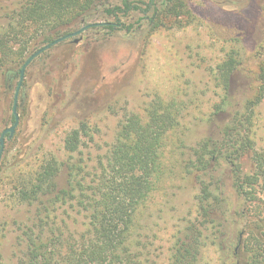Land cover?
I'll return each mask as SVG.
<instances>
[{
	"label": "rangeland",
	"instance_id": "obj_1",
	"mask_svg": "<svg viewBox=\"0 0 264 264\" xmlns=\"http://www.w3.org/2000/svg\"><path fill=\"white\" fill-rule=\"evenodd\" d=\"M28 1L0 0V30L7 24V14ZM129 1L142 3L143 8L150 2ZM184 1L198 19L192 26L181 28L170 19L166 26L154 28L153 9L146 15L132 11L120 15L124 30L109 33L94 26L49 48L27 67L18 99L19 125L15 135L6 138L0 163V264H22L30 228L36 230L41 222H47L45 210L40 213L39 206H19L11 198L9 177L16 165L37 162L53 153L60 161H67L59 178L62 187L67 186L70 167L78 180L88 178L89 182L99 162H105L125 120L130 115L145 119L146 108L156 96L178 101L182 118L175 136L166 143L157 188L138 219L139 248L144 253L138 259L145 260L144 264H170L176 235L179 232L180 238H185L190 222L198 216L196 198L201 180H206L224 200L232 219L223 221V215L222 228L217 223L205 232L223 248L206 242L197 264L244 260L231 257L234 249H239L233 238L245 225L236 216L239 201L231 172L214 167L213 175L197 178L186 168L182 153L190 154L209 136L222 141L235 106L256 94L257 73L264 64V0ZM157 4L163 9L165 2ZM122 5V0H100L87 24L115 22L106 11ZM87 24H79L73 31ZM75 39L81 40L75 43ZM232 49L241 52L242 64L232 80L231 104L214 117L211 105L220 101L221 93L216 87V70ZM16 87V83L15 88L8 87L0 71V137L13 126ZM257 113L254 148L264 152V100ZM82 123L90 127L91 136L84 138L79 151L69 159L64 139ZM252 157L253 151L242 158L245 173L253 169ZM85 215L76 204L60 206L57 213L76 236L87 228ZM54 224L61 225L51 221L45 234L55 229Z\"/></svg>",
	"mask_w": 264,
	"mask_h": 264
},
{
	"label": "trees",
	"instance_id": "obj_2",
	"mask_svg": "<svg viewBox=\"0 0 264 264\" xmlns=\"http://www.w3.org/2000/svg\"><path fill=\"white\" fill-rule=\"evenodd\" d=\"M158 1L161 0H150L143 8L142 3L122 0V6L106 11L116 21L102 25L87 24L100 0L26 2L7 14V24L0 30V71L4 73L6 84L15 88L16 83L18 87L21 70L27 62L25 59L44 47L61 43L55 42L75 33L73 30L79 24H87V31L99 26L109 33H116L126 28L120 15L126 16L132 11L146 15L152 9L155 11L151 18L152 23L156 22L154 28L166 26L170 19L181 28L197 23V17L184 0H164L163 9L157 7ZM241 56L238 49H232L218 64L215 81L221 93L218 94L220 101L211 105L214 117L226 111L230 103L232 80L242 64ZM257 84L253 98L234 105L236 111L223 129L222 141L209 136L190 154L182 153L186 168L192 169L197 178L213 175L214 167L231 172L239 201L236 216L245 224L233 238L239 249H234L231 257L244 259L236 264H264V152L255 150L253 131L257 108L264 100V64L257 73ZM180 106L176 100L156 96L146 108L145 119L130 115L121 126L105 162H99L97 172L89 182L86 181L88 178L78 180L74 168L70 167L67 186L62 187L59 178L67 161H60L53 153L44 155L37 162L17 164L14 175L9 177L11 198L19 206H39L38 212L45 210L43 218L48 222H41L36 230L30 228L22 264H144L145 260L138 259L144 254L139 248L138 219L157 188L166 143L180 127ZM12 119L14 124V115ZM89 136L90 127L86 123L67 133L64 153L69 159ZM251 151L253 169L245 173L242 158ZM32 165H35L34 169ZM201 182V191L196 198L198 216L190 222L185 238H180L179 232L176 235L170 264H197L206 242L222 246L205 236V232L217 223L222 228L223 215L226 222L232 216L210 182ZM67 204H76L86 212L87 228L78 232L79 236L57 216L60 206ZM51 221H59L61 225L54 224L55 229L47 235L45 228Z\"/></svg>",
	"mask_w": 264,
	"mask_h": 264
},
{
	"label": "water",
	"instance_id": "obj_3",
	"mask_svg": "<svg viewBox=\"0 0 264 264\" xmlns=\"http://www.w3.org/2000/svg\"><path fill=\"white\" fill-rule=\"evenodd\" d=\"M89 26H86L84 28H82L81 30L73 33V34H70L68 35L67 37H64V38H61L59 39L58 41H56L55 43H58V42H61L67 38H71V37H75V36H78L79 34H81L82 32H84L86 29H88ZM79 40H76V42H78ZM51 46V45H50ZM50 46L48 47H45L41 50H39L38 52H36L35 54H33L28 60L27 62L25 63V65L23 66L22 70H21V77H20V82H19V85L17 87V91H16V94H15V99H14V107H13V115L15 117V123L13 124L12 127L10 128H7L3 131L1 137H0V163H1V160H2V156H3V153H4V149H5V141H6V137L7 135L9 134V137L12 138L14 135H15V132H16V129L19 125V115H18V112H17V108H18V99H19V95H20V91H21V88H22V85H23V81H24V78H25V72H26V69L27 67L31 64V62L37 58L38 56H40L47 48H49Z\"/></svg>",
	"mask_w": 264,
	"mask_h": 264
},
{
	"label": "flooded vegetation",
	"instance_id": "obj_4",
	"mask_svg": "<svg viewBox=\"0 0 264 264\" xmlns=\"http://www.w3.org/2000/svg\"><path fill=\"white\" fill-rule=\"evenodd\" d=\"M86 31H87V29H86L84 32H86ZM84 32H82L81 34H83ZM81 34H79V35H81ZM75 37H76V36H75ZM71 38H73V37H71ZM68 39H70V38H67L66 40H68ZM76 40H78V39H75L74 42H75V43H78V42H80L81 39H79L78 42H76ZM63 41H65V40H63ZM63 41H61V42H63ZM47 47H48V46H47ZM49 48H50V47H49ZM47 49H48V48H47ZM47 49H46V50H47ZM7 137H9V134L7 135ZM7 137H6V138H7ZM9 138H10V137H9Z\"/></svg>",
	"mask_w": 264,
	"mask_h": 264
}]
</instances>
